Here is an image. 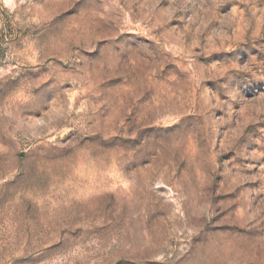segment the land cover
I'll return each instance as SVG.
<instances>
[{
	"label": "rangeland",
	"instance_id": "374dc122",
	"mask_svg": "<svg viewBox=\"0 0 264 264\" xmlns=\"http://www.w3.org/2000/svg\"><path fill=\"white\" fill-rule=\"evenodd\" d=\"M0 264H264V0H0Z\"/></svg>",
	"mask_w": 264,
	"mask_h": 264
}]
</instances>
